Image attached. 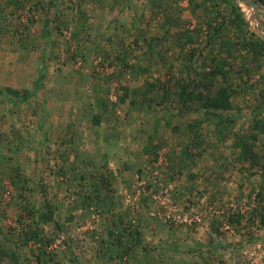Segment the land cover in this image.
<instances>
[{
  "label": "rangeland",
  "instance_id": "rangeland-1",
  "mask_svg": "<svg viewBox=\"0 0 264 264\" xmlns=\"http://www.w3.org/2000/svg\"><path fill=\"white\" fill-rule=\"evenodd\" d=\"M251 1L0 0V89L43 73L0 95V146L27 148L0 149V264H264ZM191 79L231 108L181 112Z\"/></svg>",
  "mask_w": 264,
  "mask_h": 264
},
{
  "label": "trees",
  "instance_id": "trees-1",
  "mask_svg": "<svg viewBox=\"0 0 264 264\" xmlns=\"http://www.w3.org/2000/svg\"><path fill=\"white\" fill-rule=\"evenodd\" d=\"M258 1L263 7H264V0H256ZM259 48H257L254 51V56L251 59L252 63H255V65H259V59L260 57L263 55L262 53L264 52V42L260 39L259 43ZM249 46H251V49L254 50V47L252 48V42L249 43ZM216 65V64H215ZM214 65V69L208 70L206 72H204V78L207 80H211V78H214L217 74H221L223 79H225L226 77V72L220 68V66H215ZM41 64H39V72H38V76L36 78V82L33 86V88L29 91L26 92L24 94H22L21 96H17L18 91L11 89L9 87H6L5 89H0V95H2L5 98H9V97H18L19 99H26L29 95H31L32 93H36L42 83V79H43V73L41 70ZM245 71L247 70V68L244 69ZM200 82V83H199ZM200 84L202 85H206V82L203 83L200 80L198 81H194L193 79H191V81H188L187 86L190 87V85H192V88L190 87V89L187 88H182L183 90L179 92V96H178V103H179V110H181V112L188 110V106H187V102L191 99H202V107L203 109H205V112L207 114H212L215 115L216 113H219V111L221 110H228L231 108L230 102H229V87L226 86H220L214 95H206L205 99H203V96L200 94V92H198V94L195 93V89H197ZM204 87V86H203ZM200 91V90H199ZM165 93V92H164ZM123 99V98H122ZM260 108H254L253 113H252V127L253 129H259L261 127V120L256 119V113L257 111H259ZM231 115V114H230ZM262 119V118H261ZM260 124V125H259ZM256 133V132H255ZM250 132V139H255L256 138V134ZM236 139L233 144L240 150H243L245 153H250L248 150H250V146H249V141L248 139H244V136H240L239 134H237ZM1 150H7L9 152H11V154L13 155H18L20 153L21 150L27 149L24 146H18V147H8V146H0ZM42 220H52V212L51 210H48L47 213L45 214H41ZM20 219H22L23 217H19ZM262 223H264V217L262 218ZM37 233L31 234V236L36 237ZM26 236V234H24ZM120 238L116 240H114L115 243L120 244L122 236L119 235ZM26 239H29L28 236H26ZM31 238V237H30ZM32 239V238H31ZM224 244H220V246H223ZM215 247V246H214Z\"/></svg>",
  "mask_w": 264,
  "mask_h": 264
},
{
  "label": "water",
  "instance_id": "water-1",
  "mask_svg": "<svg viewBox=\"0 0 264 264\" xmlns=\"http://www.w3.org/2000/svg\"><path fill=\"white\" fill-rule=\"evenodd\" d=\"M241 2L245 5L251 6L253 7V11H254V15L257 14L259 12V6L257 4H255L253 1L251 0H241ZM264 14V13H263ZM258 21V20H257ZM254 30L261 35L262 38H264V32L262 31V29L259 27V21L258 24L255 25Z\"/></svg>",
  "mask_w": 264,
  "mask_h": 264
}]
</instances>
